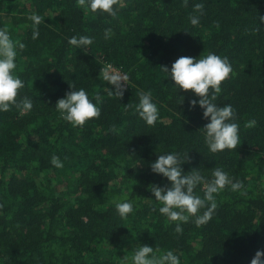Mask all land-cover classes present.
Wrapping results in <instances>:
<instances>
[{"label":"trees","instance_id":"obj_1","mask_svg":"<svg viewBox=\"0 0 264 264\" xmlns=\"http://www.w3.org/2000/svg\"><path fill=\"white\" fill-rule=\"evenodd\" d=\"M198 3L204 14L192 26ZM114 7L115 17L86 11L79 0H0V28L25 45L16 58L24 82L17 101H33L24 116L14 106L0 112V264H124L126 254L130 264L141 244L156 255L172 250L181 264H251L264 251V0H117ZM33 13L42 18L36 40ZM80 35L93 38L86 50L68 44ZM210 52L231 62L215 103L231 104L240 126L238 147L218 153L200 130L210 122L203 109L190 106L199 98L179 92L163 68ZM108 65L127 75L122 96L104 79ZM71 85L101 97L100 116L82 127L55 109ZM149 90L159 108L154 126L136 111L139 92ZM174 151L189 153L185 174L197 168L211 179L222 167L244 184L222 190L211 219L197 227L191 217L182 234L150 190L170 186L151 163ZM61 185L67 192H58ZM196 193L203 197L204 186ZM125 200L133 212L121 218L116 204Z\"/></svg>","mask_w":264,"mask_h":264},{"label":"clouds","instance_id":"obj_2","mask_svg":"<svg viewBox=\"0 0 264 264\" xmlns=\"http://www.w3.org/2000/svg\"><path fill=\"white\" fill-rule=\"evenodd\" d=\"M79 3L85 6L86 11L90 10L93 13L100 11L113 17L118 14V8L114 7L117 5V0H79ZM194 12L199 15L189 16L192 26L200 23V16L204 14L203 4H195ZM30 19L34 25L32 39L36 40L40 33L35 26L41 23L42 18L33 13ZM260 21L264 24V16H260ZM112 34V29L106 28L104 38L109 39ZM92 43L93 38L87 35L72 36L68 39L69 45L81 50H86ZM24 47L23 43L13 41L6 29L0 28V112L9 111L14 106L19 114L24 116L33 109L31 98L25 96L17 101L24 82L16 74V58L18 49ZM163 68L169 74L170 81L178 87L179 92L191 90L199 98L191 100L190 106L195 109L199 105L203 109L204 119L210 121L200 129L203 130L208 150L211 153H218L236 149L240 144V126L236 122L235 110L231 104L221 106L215 103L218 94L222 91V83L233 71L228 58L211 52L203 58L181 56L173 62L171 69ZM101 71L104 79L116 86V94L122 96L124 84L118 81L121 79L126 81L127 76L121 78L120 75L112 73L111 66ZM71 89L55 105L62 119L73 127H82L87 121L100 116L99 94L93 99L84 88L77 89L71 85ZM136 111L147 125L156 124L159 119V108L150 90L139 92ZM186 162H189V153L182 156L181 153L174 151L158 155V158L151 163L153 173L163 176L170 182V186L164 187L151 185L150 190L155 200L162 204L158 212L170 221L179 222L175 227V232L178 234L183 233L181 224L188 223L191 217L195 218L194 223L197 227L207 223L217 208L216 196L226 187L234 192L244 188L243 181L235 180L222 167L212 169L211 179L203 176L197 168L185 174L182 166ZM51 164L56 168L64 166L63 161L56 155L52 156ZM200 185L204 186L203 197L196 193ZM201 209L205 211L201 213ZM116 211L121 218H127L133 212V203L129 200L118 202ZM133 252L130 264H181L180 257L172 250L156 255L152 246L141 244L134 248ZM122 259L124 264H129L127 254ZM251 264H264V251H258Z\"/></svg>","mask_w":264,"mask_h":264},{"label":"built area","instance_id":"obj_3","mask_svg":"<svg viewBox=\"0 0 264 264\" xmlns=\"http://www.w3.org/2000/svg\"><path fill=\"white\" fill-rule=\"evenodd\" d=\"M111 66V65H108L107 68ZM111 72L114 73V74H118L121 76V78L123 76H127L126 74H124L123 72H121L120 70H117L115 67L111 66ZM118 83H121V84H124V87H126L128 85V79L125 81L123 79H121V81H118Z\"/></svg>","mask_w":264,"mask_h":264},{"label":"rangeland","instance_id":"obj_4","mask_svg":"<svg viewBox=\"0 0 264 264\" xmlns=\"http://www.w3.org/2000/svg\"><path fill=\"white\" fill-rule=\"evenodd\" d=\"M57 190H58V192H60V193H65V192H67V188L64 187L63 185H61V186H57Z\"/></svg>","mask_w":264,"mask_h":264}]
</instances>
